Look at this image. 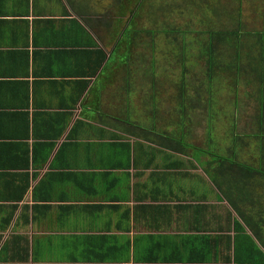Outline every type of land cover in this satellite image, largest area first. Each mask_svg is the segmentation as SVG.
Returning a JSON list of instances; mask_svg holds the SVG:
<instances>
[{"label": "crops", "instance_id": "obj_1", "mask_svg": "<svg viewBox=\"0 0 264 264\" xmlns=\"http://www.w3.org/2000/svg\"><path fill=\"white\" fill-rule=\"evenodd\" d=\"M140 1L0 0V264H264L246 224L264 223V146L249 149L261 92L260 131L219 156L227 195L203 168L216 164L210 136L183 137L182 118L174 134L170 86L157 105L160 80L134 72L131 44L133 71L119 67ZM230 157L247 168H225Z\"/></svg>", "mask_w": 264, "mask_h": 264}, {"label": "rangeland", "instance_id": "obj_2", "mask_svg": "<svg viewBox=\"0 0 264 264\" xmlns=\"http://www.w3.org/2000/svg\"><path fill=\"white\" fill-rule=\"evenodd\" d=\"M141 2L140 10L138 9L136 15L141 16L143 7L147 13L145 11L142 13L136 32L130 30L131 33L133 32L131 35L134 36L137 45L134 46L133 42L127 39L125 47L124 44L119 46L121 50L119 67L122 72L133 71V64L123 66V69L122 65L127 63V52L131 46L137 48L134 72L141 76L152 73L160 80L157 81L156 100H159L157 105L165 103L167 85L170 86L167 98L173 110L170 111L172 113H168L167 120L175 122L173 128H178L176 120L182 118L186 132L192 130L188 136H191L194 143L198 140L199 145L205 146L206 134L210 136L211 141L207 145L209 152L215 155L212 160L216 164L211 166L203 163L204 167H202L208 171L211 179L225 184L227 195H232V183L229 179L219 176L218 161L220 158H228L231 155L230 142L239 146L245 143L247 137L251 138L245 133L260 131L254 126L256 116H251L257 108L254 95L252 96L253 86L247 84V81L255 83L253 79L263 71L264 58L256 53L253 44L250 50L247 48V50H240V53H243V59L237 65L234 54L239 49L234 51L230 45L221 44L216 47L215 54L218 60L214 66L220 69L216 72L213 70V76L209 79L207 78L209 62L206 56V43L210 40L209 31L219 28H236L238 24L233 23L235 15L239 19L238 22L242 21L243 29L247 32L262 31L261 33H264V0H141ZM147 7L149 8L146 9ZM128 34L130 33L124 36ZM245 42H251V40L246 39ZM147 62H150V65L147 66ZM248 65L249 67L246 68ZM237 67L242 70L241 74L236 71ZM142 84H149V81H142ZM188 84L190 98L182 102L179 89L183 90V85L187 89ZM207 89L208 94L205 93ZM260 98L264 101V92H261ZM143 100L142 105H144ZM236 101L238 109L234 105ZM182 104H185V109L188 111L186 115L178 112ZM236 109L237 112L234 113ZM206 110L211 111L208 115L210 124H207L205 119L207 117L204 118L208 114L204 112ZM159 116H162L161 112ZM234 116L238 118V121H233ZM199 117L203 119H196ZM160 120L165 121L166 115L160 117ZM177 133L178 129L174 130V134ZM252 134L259 137L255 138L259 144L252 141L249 148L251 155H255V150L264 146V134L262 136ZM226 137L227 139L223 140ZM230 137L232 141H228ZM194 152L196 158H199L200 151ZM244 156V153L239 154L237 160L246 161ZM231 160L230 157L226 165L230 164Z\"/></svg>", "mask_w": 264, "mask_h": 264}, {"label": "trees", "instance_id": "obj_3", "mask_svg": "<svg viewBox=\"0 0 264 264\" xmlns=\"http://www.w3.org/2000/svg\"><path fill=\"white\" fill-rule=\"evenodd\" d=\"M137 3H138V1H136V4ZM240 21H239V24H238L240 29H238V28H233V29H228V28L222 29V28H219V29H215V30L209 31L210 40H208V42L206 43V45H207L206 46V48H207L206 49L207 50L206 51V56H207V60H208L209 64H211V66L213 68L217 64L216 60H218V59H216V54H215L216 47H219L221 44L222 45L228 44V45H230L233 48H238L243 42V38L241 36H243V35L247 36L248 35L246 32L243 31V29H242L243 24H241ZM233 23L234 24L237 23V19L236 18H233ZM128 35L124 36L123 39H121L120 46H123L122 44H124V41L126 42V40L128 39ZM261 39L262 38H260V40ZM237 59H239L238 55H237ZM212 67H211V69H212ZM263 119H264V113H263ZM174 147L177 150H179L181 148L185 149V147H187V146H185V144H183V143H177V144L174 143ZM225 161H227V160L224 159L222 165L225 164ZM223 168H224V166H223ZM225 168H227V169H235V170H242V169H245L247 167L232 162V163H230L228 165H225ZM27 185H29L28 177H27ZM246 224L251 229V231L254 233V235H256V237L261 242H263V245H264L263 233H262V232H264V223H261V224L257 223L256 224V223L250 222L249 220H246ZM229 251H230V249H228V252ZM228 257L229 258H225L226 260H228L227 262L232 260L230 254L228 255ZM260 259H261V261H264V256L262 258H260ZM235 260H236L237 264H252V263H250L251 262L250 258H246L245 254H241V255L240 254H235ZM258 264H261V262H258Z\"/></svg>", "mask_w": 264, "mask_h": 264}, {"label": "flooded vegetation", "instance_id": "obj_4", "mask_svg": "<svg viewBox=\"0 0 264 264\" xmlns=\"http://www.w3.org/2000/svg\"><path fill=\"white\" fill-rule=\"evenodd\" d=\"M140 3H142L141 1H140ZM140 3H139V5L137 6V11H138V9H139V7H140ZM149 7H147L146 9H148ZM140 10V9H139ZM145 10H144V7H143V11L141 12V16H142V13L144 12ZM145 13H147V11H145ZM141 16L139 17V16H136V23H138V22H140L141 21ZM139 18V19H138ZM235 18L237 19V24H239V22H238V18H237V16L235 15ZM240 23L242 24V21H240ZM142 24V23H141ZM142 27V26H141ZM236 28H238V29H240V27H239V25H237V27ZM244 27L242 26V29H243ZM243 31L244 32H246L248 35L247 36H241L242 38H243V42H242V44L238 47V48H233L234 49V51H235V49L236 50H238V52H236L235 54H234V57H235V61H236V63H237V65L239 64L238 62H241L242 61V56H243V53H240V50H250V47H251V45H255V48H254V50L256 51V53H258L259 55H260V57L262 58V56H263V58H264V33H261L262 31H252V30H250V31H252L251 33H249V32H247L246 30H244L243 29ZM260 38H262L261 40H260ZM246 39H250L251 40V42H245L246 41ZM260 40V41H259ZM243 47H245V48H243ZM247 48V49H246ZM261 50V51H260ZM263 50V51H262ZM249 52V51H248ZM241 54V55H240ZM237 55H238V58L239 59H237ZM263 64V66H262V69H263V71H261V73L260 74H258L255 78L257 79V78H259V81H257V83L255 84V90H254V94H256L257 92H264V89H263V87H262V83H261V80H262V77H264V60H263V62H262ZM241 65V64H240ZM208 66H209V69H208V77L207 78H212V76H213V70L216 72V70H219L220 68H218L217 66L216 67H212L211 66V64H208ZM211 67H212V69H211ZM249 67V65L248 66H246V68H248ZM238 69V70H237ZM237 69H236V71L238 72V74H241V72H242V70H240L239 69V67H237ZM252 71V70H251ZM207 75V74H206ZM183 87V90H181V97H182V99L183 100H185V101H188L189 100V94H188V91H190L189 90V84H188V86H187V89H186V86H182ZM261 90H263V91H261ZM183 91V92H182ZM205 93L206 94H208L209 93V91H208V89L205 91ZM253 95V94H252ZM249 96V95H248ZM237 97H238V94H237ZM237 104H238V102H237ZM185 105V104H184ZM238 107V106H237ZM261 118H262V115H261ZM255 119H258V117L256 116V118ZM259 119H260V117H259ZM186 131V130H185ZM190 132H192V130L190 131ZM188 134H189V132H187V133H185L184 134V136L183 137H185V138H188V139H190L191 138V136H188ZM176 135V134H175ZM262 136V135H261ZM198 144H199V142H198ZM255 203H251V205H254ZM254 208V207H253Z\"/></svg>", "mask_w": 264, "mask_h": 264}]
</instances>
